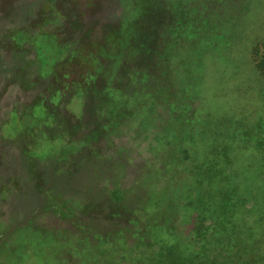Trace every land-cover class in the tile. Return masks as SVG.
<instances>
[{"label":"rangeland","instance_id":"374dc122","mask_svg":"<svg viewBox=\"0 0 264 264\" xmlns=\"http://www.w3.org/2000/svg\"><path fill=\"white\" fill-rule=\"evenodd\" d=\"M120 237L264 264V0H0V264Z\"/></svg>","mask_w":264,"mask_h":264},{"label":"trees","instance_id":"16d2710c","mask_svg":"<svg viewBox=\"0 0 264 264\" xmlns=\"http://www.w3.org/2000/svg\"><path fill=\"white\" fill-rule=\"evenodd\" d=\"M207 7H208L207 10L204 11V12L206 13V15L208 17V16H210V13H212L213 8H212V6H207ZM114 232H117L118 234H120L118 231H114ZM107 236L108 235H106V234L103 235V237L101 238V240L104 241V242H106ZM122 240L123 239L120 237L118 239L117 245H116V243H114V244H110V245L107 246L109 248L105 250L104 255L106 253H111V257H110L111 261L109 260L105 264H115L116 260L118 259L119 254H120V252L122 251V248H123V245L121 244ZM180 245L183 246V243L180 242ZM150 259L157 264V257L155 256V254L151 253L150 254ZM129 263H133V260L131 259V261Z\"/></svg>","mask_w":264,"mask_h":264}]
</instances>
